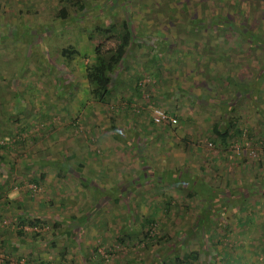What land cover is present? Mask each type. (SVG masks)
Wrapping results in <instances>:
<instances>
[{
	"label": "rangeland",
	"instance_id": "rangeland-1",
	"mask_svg": "<svg viewBox=\"0 0 264 264\" xmlns=\"http://www.w3.org/2000/svg\"><path fill=\"white\" fill-rule=\"evenodd\" d=\"M80 2L84 3L81 9L64 0H0V118L6 131L0 138V220L6 221V224L0 223L3 242L0 264H19L22 258L41 264H153L159 257H162L159 264H177L175 257L183 251L200 252L192 264H264V187L227 208L220 205L222 194L215 190L218 199L202 202L201 209L196 196L186 197L189 189L185 184H177L172 179L143 184L139 175L156 174L158 179L162 169L157 168L173 167L179 173L187 170L190 175L197 174L204 186H224L229 190L264 179V79L254 100L243 95L236 96L235 102L237 98L231 97L233 109L228 117L234 119L240 108L243 109V121L237 127L243 130L241 137L222 144L207 133L208 121L213 122L223 114L219 107L221 96L212 88L214 84L218 86L217 78L227 67L235 70L233 75L239 85L236 92H240L242 85L249 86L259 74L264 60L259 47L264 44V0ZM64 4L71 17L67 24L56 16L57 9ZM122 20L127 21L135 35L122 61L123 66H129L128 71L144 57L149 63L157 59L173 72L164 78V90H171L168 82L171 75L178 73L179 79L184 77L182 83L189 82L194 94L199 91L206 95L204 102H189L192 110L186 119L175 117L177 125L180 124L177 129L173 128L175 135L191 133L194 146L198 147L195 158L187 157L183 167H178L185 160L181 151L174 161L167 160L162 147L158 158L145 156L143 161L141 154L135 155L137 160L134 158L130 148H139L143 140L140 138L148 130L138 132V128L123 129L119 125L115 131L107 127L109 120L118 123L127 119L125 104L119 100L125 91L121 92L120 76L111 96L102 103L93 100L86 90L83 67L92 60L93 47L103 40L101 30L111 24L117 29ZM218 21L223 23L216 24ZM245 29L258 34L259 40L255 37L249 40L259 46H248L242 32ZM66 42L77 50V57L73 54L68 63H63L55 55ZM230 51L232 54H228ZM135 68L141 71L138 65ZM141 88L144 91L145 87ZM149 95L150 101L145 106L139 105L140 109L149 105L142 112L144 116L150 114L151 106L163 101L159 94V98L155 93ZM167 97V106H174L173 99ZM96 110L98 123L91 129L85 124ZM112 135L117 139L113 140ZM132 135H138L136 144L129 142ZM82 137L86 140L91 137L88 148L98 149L95 153L98 162L92 161L88 170L91 166L99 170L86 174L96 179V188L92 184L78 187V177L82 180L83 176L79 172L56 175L58 168L38 163L49 156H58L66 142H74L71 145L78 148ZM110 141L115 148L108 146ZM155 143L159 145L161 140ZM74 146L67 152L74 153ZM14 160L30 166L21 164L20 168H10V161ZM60 163L64 169L59 168L67 172L69 164L66 166L62 160L57 164ZM128 163L137 164L140 169H130ZM39 170H45L41 179L37 177ZM135 174L137 180L129 179ZM17 175L24 177L17 180ZM84 178L92 182L91 178ZM30 184L38 188L35 194L29 191ZM111 193L117 194L119 200L113 201ZM88 194H94L97 200L89 199ZM128 194L126 202L123 197ZM17 196L21 201H17ZM106 199H110L109 203ZM152 204L156 206L154 221L141 228V221ZM165 205L170 207L164 215L161 212ZM204 206H210V213ZM70 214L73 220L69 219ZM35 215L40 218L35 229L26 224L27 219L19 223V216ZM77 217L79 224L72 222ZM82 218L84 225L80 223ZM224 221L226 232L220 234ZM195 227L199 231L192 233ZM66 228L72 232L67 234ZM148 228L149 235L154 234L150 240L144 239ZM24 238L32 239L35 244L29 242L30 245L17 249L15 244H22L26 241ZM175 245L176 249L172 250ZM167 249L170 253L165 255ZM220 251L224 252L221 259Z\"/></svg>",
	"mask_w": 264,
	"mask_h": 264
},
{
	"label": "trees",
	"instance_id": "trees-1",
	"mask_svg": "<svg viewBox=\"0 0 264 264\" xmlns=\"http://www.w3.org/2000/svg\"><path fill=\"white\" fill-rule=\"evenodd\" d=\"M64 1L67 3H72L76 6H78L77 7L78 9H81V7L84 4L83 2H80V0H64ZM64 5H61L57 9L56 16L58 18L62 19L61 23L67 24V20L70 17V15L67 14V7H66V5L65 6ZM72 19H73V17H72ZM68 22H71V20H69ZM219 23H223V21H221V22L218 21L216 24H219ZM226 30H223V31L225 32ZM101 32L103 34V40L97 42L96 45L93 47L92 60L89 61V63L83 67L84 80L88 85L86 87V90L88 91L90 97L99 103H102L103 101H105L106 98L111 96L113 86H116V84L119 82L118 81V77H119L118 73L120 72L122 61L128 55V53L130 51V47L133 43V38H135V35L133 33L134 31L128 26V23L126 20H122V22L119 24L117 29L115 28L114 25L111 24L108 27L101 30ZM242 32H243V36L246 37L248 46H254L256 44H257L256 46H259L258 43L255 44L254 42L249 40V38H254V37L259 40L258 34L251 32V30H249V29H245ZM139 45H140L139 42H137L135 46H137V48H138V47H140ZM233 47L235 48V43H233V46L231 48H233ZM259 47L262 48L263 54H264V44L260 45ZM73 48H74L73 45L67 44V42H66V46L59 47V52H58V54L55 55L56 59H58V60L60 59L63 63H68V61L72 58L73 54H75L77 57V50L75 48L74 49ZM228 54H232V52L230 51ZM119 64H120V66H118ZM234 72H235V70L227 67L224 71V74H222V76L217 78L218 79V83H217L218 86L216 87V84H214L212 86V88L213 89L215 88L216 89L215 91L217 93H219V95L221 96V98H220L221 99L220 100L221 101V107L222 108L224 107L226 110L232 104L231 102L233 101L232 100L233 97H236V96L242 97L243 95H246L250 100H254L255 99L254 96L256 94L255 92H256V90H258V86L254 87V85H252L250 87H242V88H240L242 91L236 92V90L239 88V85L235 79V76L233 75ZM263 79H264V60L261 63V68H260L259 75H258L259 84L262 82ZM249 85H251V84H249ZM140 88L138 87V89H140ZM226 91H228V93H226ZM222 93H223V96H222ZM238 97H236L237 98L236 100H238ZM145 99L146 98L144 97L143 100H144V102L147 103V100H145ZM119 100H120V102L123 101V96L119 97ZM236 100H234V101H236ZM142 108H144V107H142ZM142 108L141 109L138 108V110L142 111ZM104 109H106V108H104ZM166 112H168V111H166ZM225 112L223 113V115H226ZM161 125L167 126L166 127L167 129H168V126H171L168 124L167 125L161 124ZM112 128L115 131L117 130V128L115 126H113ZM210 129H211L210 135L213 136L214 139H217L222 144L223 143L225 144V142L229 141V140L234 141L237 136L241 137V135L243 134V132H242L243 130L238 129L234 121H231V119H225L224 120L223 116L219 117L218 120L213 121ZM185 137H184V141H183L184 143L189 141L190 135H186ZM55 162L58 163L57 159L55 160ZM79 164H82V163H79ZM163 171H164V174L159 176L158 179H157V176H155V174H153L152 176H149L147 174L145 176H142V178L140 177L142 179L141 180L142 183L144 182L145 177H146L148 182L152 181V182H158L159 183L160 179H163L164 182H166V180H168V179H172V181H174L177 184L178 183H181L183 185L185 184L187 186V188L189 189L188 190L189 192L186 195V197L190 198L192 196H196L198 198V200L200 201L199 208H201V209H202V207H201L202 202L206 203V201L209 199H211V200L212 199L213 200L218 199V197L215 196V190L219 191V193L222 194L221 195L222 198L219 200V203H221L220 205H223L224 208H227V207H229V205H233V202H236V200L241 201L244 198H246V196H248L249 194L258 192L260 187H264V179H262V180H260L259 183L253 184L250 182V183H246L243 186V188L240 187V188L229 190V189H225L224 186H222V188L216 187L215 185L209 186L207 184H206V186H204L202 183L203 181L200 180V178H199V176H197V174L190 175L187 171H183L182 173H179V171L177 169L171 170L169 168H167L166 171L162 170V172ZM167 172H169L170 175H167ZM171 173H173L174 175H171ZM178 173L180 174V176L178 175ZM187 177H189V178L192 177V179H188ZM193 178H195L194 181H193ZM78 181L80 183H82V185H84V186L87 184H91L90 182H87L88 180L85 179L84 176H82V180H81V176L78 177ZM187 182H189V184ZM92 186H93V188L98 187L97 185H92ZM110 196H113L112 199L114 201H118L117 194L111 193ZM169 207L170 206L165 205L163 207V210L161 213L165 215V213L169 212ZM204 208L206 209V212L210 213V211H211L210 206L209 207L204 206ZM208 210H210V211H208ZM154 211H156V206H153V204H152L149 206V211L147 213V216L144 217L143 220L141 221V228L144 227L145 223L149 226L152 225L154 218H155V214H156V213L154 214ZM250 212H252V211H250ZM200 213H201V210H200ZM70 218L73 220L74 216L70 214L69 219ZM18 219H19V223H21V224L24 223V219H27L26 224L29 225L31 228H35L36 225L39 223L38 222L39 218H35L33 216L32 217L31 216H25V217L19 216ZM75 219L76 220L72 221V222L79 224L80 218L78 219V217H77ZM80 223L83 225L85 224L83 218L81 219ZM195 223H194V226H195ZM226 225H227V223L224 221L221 225L220 234L222 232H226V228H227ZM196 226H197V223H196ZM195 229H196V227H195ZM195 229L192 231V233L199 231L198 229H196V230ZM145 231L146 232L144 233V239H146V240L147 239H149V240L153 239L152 236L154 234L152 233L149 235L150 229L148 228ZM65 232L67 234H69V232H72V231L69 228H66ZM242 232L243 231H240L239 234H242ZM17 233H21V232L17 231ZM200 234H202V233H200ZM221 236L222 235H220V237ZM33 239H34V237H33ZM176 247H177V245H175V247L172 246L171 249L172 250L176 249ZM231 249L233 250V246H231ZM164 253H165V255H168L170 253V250L167 249L164 251ZM222 253H224V252L220 251V253L218 254L219 259H221ZM200 255H201L200 252H197V251H183L178 258L177 257H175V258H176L177 264H192V263H194V261H196L198 259V257H200ZM24 259L26 260L27 263L31 264L33 262L32 260H29L27 258H24ZM233 261H235V260H233ZM36 262L38 264H41L38 261H36ZM161 262H162V257H159V258L155 259V262L153 264H159Z\"/></svg>",
	"mask_w": 264,
	"mask_h": 264
},
{
	"label": "crops",
	"instance_id": "crops-1",
	"mask_svg": "<svg viewBox=\"0 0 264 264\" xmlns=\"http://www.w3.org/2000/svg\"><path fill=\"white\" fill-rule=\"evenodd\" d=\"M125 59H126V57L124 58V60ZM146 59L144 57L142 62H139L138 64H135V65L131 66L132 71H128L129 70V66L128 65L127 66L126 65L123 66L124 62H122L123 64H121V68H120V72L118 73V76H120V78H121L120 82L123 83V85H122L123 86L122 87L123 90H121V92H123L124 90L128 91V92H125V91L123 92V101H122V103L125 104L124 107H125V111H126L125 114L127 116V119H124V120H122V121H120L118 123H116L114 120L113 121L109 120V124H108L107 127L108 128H112L113 126H119L120 125L122 128L123 127L138 128V130H137L138 132H140V130H142V131L143 130H148V134L145 137L140 138V139H143L141 146L139 148H136L134 146H133L134 148H132V147L130 148V150H132L131 154L134 155V158H135L136 154L144 155L143 158H142L143 161H145V156H146L147 159L148 158L152 159V158H156V157L158 158V150L162 147L166 151L165 152L166 153L165 158L167 160L170 159V160L174 161V158L176 157V155L178 156L180 151H181L182 154H183L182 156L184 157L185 160H184V162H182V164L179 163L178 167H183L185 165V163L188 162V159H194L195 158L196 153H197V149H198V147L194 146L195 142L192 140L193 136H191V133H189V134H178V133H176V135H175V129H173V128L176 127V129H177V126H179L180 124L177 125V122H176L174 125L168 126V129H167L166 128L167 126H162V125H157V124L152 123L151 119H150V114L148 115V117L144 116L142 111L140 112V114H137L139 112L138 108H139V105H144L145 106V104H144L145 102H144L142 96H144V97L146 96L145 100H147V103H148V101H150L149 100V97H150L149 93L150 94L155 93V94H157V98H159L158 96L160 95L159 99L163 100V101H160L159 99H157L156 101L159 100V102H157L156 106H158V107H160V108H162L164 110H167L172 116L177 117L178 119H181L180 117H185L184 119H186V117L189 115L190 111L192 110L189 107V105H190L189 102L191 100H192V102H194V101L201 102L203 100L202 97H205L206 95L205 96L202 95V93L199 92V91H197L196 94H194L193 90L192 91L190 90L189 82H187V84L182 83L183 80H184V77L179 79L180 76H178V73H177V75L175 73V76L171 75L172 78L168 82L169 85L167 83V85L171 88V90H168V91L164 90L163 89L164 78L168 77L167 75L172 74L173 72H171L170 70L168 71L167 65L163 64L162 62H159L157 59H153L152 63H149L148 62L149 60H146ZM137 65L139 66V68H140L139 70H141V71H138V70L136 71V69H138V68H135V66H137ZM118 66H120V64ZM127 75H129V77H130V75H132V76H131V78H128V77H126ZM143 75H147L151 79V81L148 84H146V86H144L145 87L144 91L138 89V87L136 86V81L139 78H141ZM126 78H127V81H126ZM187 79H190V78L187 77ZM167 81H168V79H167ZM250 84L251 85L246 86V87H250V86L254 85V87L258 86V88H259L260 84H259V81H258V76H257V78H255L254 82H251ZM242 87H244V86L242 85L241 88ZM146 88H147V90H146ZM189 90L192 93H190ZM204 90L210 91L207 88H205ZM205 94H208V92H206ZM167 96H169L170 98L173 99V101L175 102L174 106H170V107L167 106V102H168V100L166 99V98H168ZM189 97H191V98L189 99ZM173 101H169V102H171V104H173L172 103ZM236 101H238V100H236ZM203 102H204V100H203ZM146 107H149V105H146ZM146 107L144 108L145 110L143 112H146ZM219 107H221V106H219ZM171 109H173L174 111H171ZM221 109H223V111H222L223 113L226 111L225 112L226 115H223V114L221 115V116H223V119L224 120L225 119H230L228 117V112L233 109V106L230 105L227 110L224 107L223 108L221 107ZM256 113L258 114V110H256ZM77 114H78V112H76V115ZM91 114H90L91 115L90 120L88 121L89 123L85 124V125L86 126H90L91 129H93V128L95 129L96 125L98 123V120L96 119V117H98V110H96L94 112H91ZM241 114H243L242 107L238 111V115L236 117H234V119L231 118V121H234L237 127H241L240 124L243 121V118H241ZM239 121L241 122L240 124H239ZM82 122H83V120H80V123H82ZM178 123H179V121H178ZM3 124L4 123L2 122V119L0 118V138L3 136L4 132L6 133V131L3 129L4 128ZM211 125H212V122L208 121L207 128L209 127V130L207 131V133L211 132L210 131L211 130L210 129ZM15 129H17V127ZM18 130H19V128H18ZM129 130H131V129H129ZM171 131H174V133H172ZM111 132L112 131H109L108 133H111ZM163 132H164V134H163ZM7 133H9V130H7ZM186 135H190V139H189V141L184 143L183 141H184V137ZM108 136H110V135H108ZM112 138H113V140H114V138L117 139V137L114 136V135H112ZM80 139H81L80 140L81 141V145L78 148H77V146H74L75 144H73L74 150H75L74 153H68L67 152V150H69L70 148L73 147L71 144L74 143V142H66V147L63 149V152L59 153L58 156H49L50 157L49 159L40 160V162H38V163L41 166H44V167L48 166V167H51V168H53V167L58 168L57 172H55L56 175L57 174H68V173H70L72 171H75L76 173L79 172L78 174H82L85 177L86 174L89 173V171H91V173H94L95 171L99 170V167L91 166L90 167L91 170H88V167H89L88 165L92 161H96V159L98 158V156L95 155V153L97 152L98 149H96V148H94V149L88 148L90 142H92V140H93L91 137L88 138L90 140L83 139V137L80 138ZM158 139L161 140V143L159 145H157L155 143V141H157ZM138 140H139L138 135L137 136L132 135L130 137V141L129 142L136 144ZM173 142H175V144H173ZM166 143H167V145H166ZM76 144H78V143H76ZM109 145H111V148H115V146L113 145L112 141L109 142L108 146ZM187 157H189V158L186 160ZM56 159H57L58 162L61 161V160L65 161V165L66 166L69 164L67 166V172H65V170H61L59 168V167L63 168L64 166H63V163H62V165H61V163H60V165H58L55 162ZM97 162H98V159H97ZM51 163H52V165H50ZM79 163H82V164H79ZM13 164H16V165L14 166ZM21 164H24V166H26V167L30 166L28 163H23V162L20 163L19 161L14 160V162L10 161V168L11 167L12 168L13 167L20 168ZM18 165H19V167H18ZM128 166H129L130 169H137V167H138V169H140V166H137V164H134V163L133 164L132 163H128ZM166 166H169V165H166ZM68 168H69L70 171L68 170ZM163 168H157V169H162V170L166 171L167 168L166 169H163ZM95 169H97V170H95ZM169 169L174 170L173 167H171ZM157 172H159V171H157ZM147 174L148 173L139 174V175L142 178V176H145ZM163 174H164V171L162 172L161 175H163ZM37 175H38L37 177L39 179L43 178V175H45V170H39V172H37ZM148 175L152 176L153 174H148ZM23 177L24 176H21V175L18 176L17 175V180H19V179L21 180ZM86 177L87 178H91L92 182H90V183L92 185H96L95 184L96 183V179L95 178H93L91 176H89V177L86 176ZM137 177H138V175L135 174L132 178H129V179H133V181H135V180L138 179ZM144 181L145 182H143V184L148 183V180L146 179V177H145ZM160 182H163V179H160ZM1 183L2 182L0 181V184ZM1 186L2 185H0V192L2 190ZM77 186L78 187H82L83 186L82 188L87 187V185L84 186L80 182L78 183ZM111 187H108V189H110ZM185 187H187V186H185ZM129 194H130V192H129ZM129 194L128 195H124L125 198L123 197V199H125L126 202L129 201V198H128ZM0 197H1V195H0ZM87 197L89 199L90 198H94L95 200H97V198H96L97 196H95L94 194H88ZM98 197L99 198H103L102 196H98ZM144 197H146V199H147V196H144ZM110 198L112 199L113 197H110ZM16 199H17V201H21V198L19 196H17ZM59 199H61V198H59ZM160 199L162 200V198H160ZM102 200L105 201V199H102ZM88 201H90V200H88ZM108 201H110V199H106V203H109ZM16 205H19V202H16ZM33 217L38 218L39 216L35 215ZM53 222H55V221L53 220ZM24 228L25 227H23V229ZM24 240H26V241L23 242L22 244H19V243L15 244V245H17L16 247H18L17 249L22 248L21 245H25V246L26 245H30L29 242H33L32 244H35V241H33L32 239H28V238L25 239L24 238ZM1 242H2V240H0V244H1ZM14 249L15 248H13V250Z\"/></svg>",
	"mask_w": 264,
	"mask_h": 264
},
{
	"label": "built area",
	"instance_id": "built-area-1",
	"mask_svg": "<svg viewBox=\"0 0 264 264\" xmlns=\"http://www.w3.org/2000/svg\"><path fill=\"white\" fill-rule=\"evenodd\" d=\"M151 81L150 77L147 75H143L141 78H139L137 84L139 87H144L146 84H148ZM150 119L152 123L161 125V124H168V125H174L176 123V118L166 112V110L158 107V106H151L150 107ZM210 145V144H208ZM28 189L32 194H35V191L38 189L35 185L30 184L28 185ZM1 225L6 224V221L4 219L0 220ZM31 229V228H30ZM35 229V228H32ZM19 264H30L27 263L24 258L20 259ZM31 264H38L37 262H32Z\"/></svg>",
	"mask_w": 264,
	"mask_h": 264
}]
</instances>
